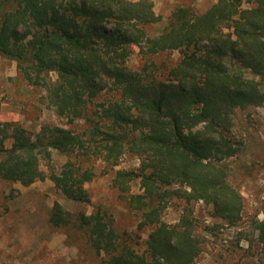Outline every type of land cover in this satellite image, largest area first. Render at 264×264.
<instances>
[{
	"label": "trees",
	"instance_id": "obj_1",
	"mask_svg": "<svg viewBox=\"0 0 264 264\" xmlns=\"http://www.w3.org/2000/svg\"><path fill=\"white\" fill-rule=\"evenodd\" d=\"M160 20L153 0H0V55L46 87L67 124L85 123L44 124L34 135L0 127V177L25 186L48 177L68 199L89 203L95 159L111 167L127 154L139 160L115 170L111 185L135 212L137 230H149L144 248L140 236L105 219L102 204L91 213L59 202L51 210L50 224L84 235L104 264H194V224L186 215L175 224L162 219L171 199L203 201L228 224L242 217L228 163L240 148L230 131L237 108L264 104V0H217L201 13L177 5L150 35L147 26ZM168 51L178 57L158 65L155 56ZM53 150L69 156L59 170ZM256 228L264 243V219Z\"/></svg>",
	"mask_w": 264,
	"mask_h": 264
},
{
	"label": "rangeland",
	"instance_id": "obj_2",
	"mask_svg": "<svg viewBox=\"0 0 264 264\" xmlns=\"http://www.w3.org/2000/svg\"><path fill=\"white\" fill-rule=\"evenodd\" d=\"M216 1L153 0L154 10L162 20L150 24L147 29L150 35L159 34L177 5H193L201 13ZM137 50L135 48L136 53ZM177 57V51H168L155 56L154 60L159 65ZM226 60L233 68L239 67L231 56ZM140 62V56L133 58L137 67ZM245 75L253 77L250 70H245ZM109 96L110 92L100 95L94 99V104ZM44 124L79 130L85 127L83 120L75 125L67 124L66 119L58 116L49 105L46 87L31 84L15 60L0 55V127L9 135L14 127L23 126L34 135ZM230 134L240 148L228 163L232 167L230 182L243 198L241 219L236 224H228L212 214L211 205L203 201L187 204L180 199H171L162 215L163 221L169 224L178 223L184 215L194 224V234L201 247L194 264H264V243L256 228V222L264 219V104L237 108ZM4 141L10 146L11 138ZM68 157L53 150L51 164L59 170ZM138 164L139 160L129 154L115 167L95 159L93 179L86 184L91 192L89 203L68 199L48 177L28 186L0 177V264H104L103 255L86 244L84 235L70 227L50 224L55 202L72 212L86 213L102 204L103 210H107L105 219L113 217L119 231L127 230L135 239L140 236L139 246L144 248L149 230H137L135 212L111 185L115 170L136 168ZM41 166L47 169L46 160H41ZM139 190V185L134 183L132 191Z\"/></svg>",
	"mask_w": 264,
	"mask_h": 264
}]
</instances>
